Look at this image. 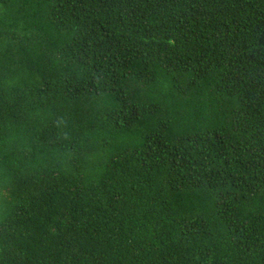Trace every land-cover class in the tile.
Wrapping results in <instances>:
<instances>
[{
  "label": "trees",
  "instance_id": "obj_1",
  "mask_svg": "<svg viewBox=\"0 0 264 264\" xmlns=\"http://www.w3.org/2000/svg\"><path fill=\"white\" fill-rule=\"evenodd\" d=\"M0 264H264V0H0Z\"/></svg>",
  "mask_w": 264,
  "mask_h": 264
}]
</instances>
